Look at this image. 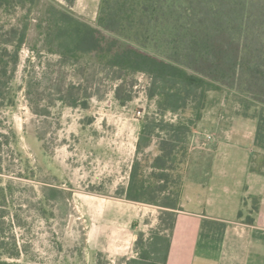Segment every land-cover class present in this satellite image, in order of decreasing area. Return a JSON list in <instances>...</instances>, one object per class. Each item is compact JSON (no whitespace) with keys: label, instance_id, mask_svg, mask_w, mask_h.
Listing matches in <instances>:
<instances>
[{"label":"trees","instance_id":"1","mask_svg":"<svg viewBox=\"0 0 264 264\" xmlns=\"http://www.w3.org/2000/svg\"><path fill=\"white\" fill-rule=\"evenodd\" d=\"M60 1L64 4L0 0V109L15 106L20 53L32 30L31 50L57 58L52 87L64 106L86 109L90 98L81 85L66 82L64 68L75 70L81 63V80L93 68L118 82L114 95L120 104L131 100L120 92L136 75L146 76V97L155 102V113L141 124L127 186L116 197L159 208V224L138 233L137 256L123 263L166 264L190 135L209 93L234 91L264 107V0H100L95 26L71 11L76 0ZM26 85L31 96L35 83ZM2 165L0 152V174ZM5 191L0 187V201L6 200ZM44 194L67 199L59 189ZM5 218L2 210L0 264H18L19 247L13 241L8 249L2 236Z\"/></svg>","mask_w":264,"mask_h":264},{"label":"rangeland","instance_id":"2","mask_svg":"<svg viewBox=\"0 0 264 264\" xmlns=\"http://www.w3.org/2000/svg\"><path fill=\"white\" fill-rule=\"evenodd\" d=\"M98 1L78 0L71 11L95 26ZM35 37L32 30L29 44L20 53L15 106L0 109V187L6 189V200L0 201L6 215L2 236L8 249L13 241L19 247L18 264H124L126 256L112 259L119 253L114 230L96 227L92 219L97 218L102 200L118 198L116 191L127 186L126 179H118L136 158L141 124L155 113V102L146 97L149 80L136 75L132 85L120 92L131 100L120 104L114 95L118 82L93 68L81 80V63L75 70L64 68L66 82L81 85L90 95L86 109L69 108L57 100L52 87L57 58L40 49L32 51ZM28 82L35 83L31 96ZM260 118L264 125V115ZM257 138L264 142V132ZM155 153L152 147L150 156ZM118 162L121 172L117 174ZM47 189L62 190L67 199L59 201L49 194V200L44 194ZM140 215L136 237L159 224L158 210L144 207Z\"/></svg>","mask_w":264,"mask_h":264},{"label":"crops","instance_id":"3","mask_svg":"<svg viewBox=\"0 0 264 264\" xmlns=\"http://www.w3.org/2000/svg\"><path fill=\"white\" fill-rule=\"evenodd\" d=\"M262 115L264 107L242 94L209 93L192 132L166 264H264V142L257 138L264 132ZM131 166L118 180L128 183ZM103 202L92 222L114 230L119 253L111 258H136L140 210L159 208L121 198Z\"/></svg>","mask_w":264,"mask_h":264},{"label":"built area","instance_id":"4","mask_svg":"<svg viewBox=\"0 0 264 264\" xmlns=\"http://www.w3.org/2000/svg\"><path fill=\"white\" fill-rule=\"evenodd\" d=\"M212 140V137L211 136H209V135H206L205 136V141H211Z\"/></svg>","mask_w":264,"mask_h":264}]
</instances>
